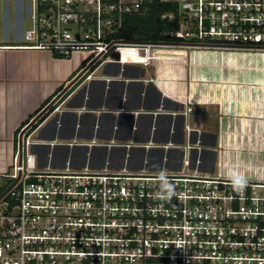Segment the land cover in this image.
<instances>
[{"label":"built area","instance_id":"1","mask_svg":"<svg viewBox=\"0 0 264 264\" xmlns=\"http://www.w3.org/2000/svg\"><path fill=\"white\" fill-rule=\"evenodd\" d=\"M30 2L23 46L56 58L83 55L80 78L128 47L149 58L264 52V0ZM153 5L168 7L160 19L177 22L169 35L178 44L115 38L126 15H146ZM30 123L12 139L10 163L0 172V264H264V181L247 180L238 190L226 176L199 173L40 170Z\"/></svg>","mask_w":264,"mask_h":264},{"label":"crops","instance_id":"2","mask_svg":"<svg viewBox=\"0 0 264 264\" xmlns=\"http://www.w3.org/2000/svg\"><path fill=\"white\" fill-rule=\"evenodd\" d=\"M31 12L30 0H0V172L10 163L16 133L34 123L49 100L58 101L56 108L29 131L30 153L40 170L230 172L239 138L252 125L249 117L233 119L225 109L230 118L225 123L218 118L221 132L212 131L211 121L225 108L218 101L224 85L197 72L211 69L224 50L186 52L181 60L150 61L147 52L144 61L110 59L80 78L83 55L56 58L23 46ZM226 58L214 68L216 79L226 78ZM103 65V74L96 75Z\"/></svg>","mask_w":264,"mask_h":264},{"label":"rangeland","instance_id":"3","mask_svg":"<svg viewBox=\"0 0 264 264\" xmlns=\"http://www.w3.org/2000/svg\"><path fill=\"white\" fill-rule=\"evenodd\" d=\"M159 53L168 55H154L149 58L150 61L157 56H166L163 58L176 60H181L182 58L180 57H184L182 56L184 52ZM223 56H227L222 62V66H224L222 67V75L226 78L216 79V72L218 71L214 70V68H218L220 65L219 59ZM216 57L217 61L210 64L211 69L203 71L197 69V72L200 71L206 73V76L210 78L213 77L210 82L218 80L221 86L224 85V92H222L223 97H218V101H222V105L225 108L222 113H220V117L216 116L214 120L211 121V129L212 131L221 132V126L219 129L218 124L219 119L223 120L225 123L226 119L233 117V115V119H236L235 115L249 117L248 124L252 125V129L250 127L247 129H251L252 132H247V134L245 132L239 138V148L241 149L236 151L239 156L237 155V160L234 164H230L231 166L229 168L231 171L233 167H236L244 175L246 180L253 182L264 181V52L228 49L217 53ZM111 59L144 61L146 59V51L139 48L120 49L111 56ZM104 67L105 65L100 67L96 75H102ZM171 68L179 69L175 66H171ZM57 104L54 107H56ZM225 109L227 114H232L229 115L230 117L226 114ZM229 126L231 129L229 133H235V122H233V125L230 123ZM251 133L254 135V139H251ZM37 135L38 134L31 137V140L37 139ZM232 139H235V136L232 137ZM241 141H243V143H241ZM229 144L231 145V143ZM243 148L246 149L244 150ZM214 175L222 177L228 176L224 169L220 170L219 168L215 170Z\"/></svg>","mask_w":264,"mask_h":264},{"label":"trees","instance_id":"4","mask_svg":"<svg viewBox=\"0 0 264 264\" xmlns=\"http://www.w3.org/2000/svg\"><path fill=\"white\" fill-rule=\"evenodd\" d=\"M167 10L168 7L165 5H153L146 15L129 13L124 17L122 27L118 34L115 35V38L127 44H178L177 42L179 41L169 35L170 32L177 28V22H168L160 19V14ZM205 43L212 47L224 46L215 40H207ZM58 93H60V91H58ZM51 102L52 101L49 100L34 114V116L38 114V117L34 123H32L30 130L35 128L53 109V107L50 106ZM46 105L50 107H47L46 112H41L39 116L41 109ZM27 123L28 122H26L25 125Z\"/></svg>","mask_w":264,"mask_h":264},{"label":"clouds","instance_id":"5","mask_svg":"<svg viewBox=\"0 0 264 264\" xmlns=\"http://www.w3.org/2000/svg\"><path fill=\"white\" fill-rule=\"evenodd\" d=\"M228 178L231 181L233 187L238 190H242L243 187L246 186V178L236 167H233V169L228 173ZM165 187H167V182H165Z\"/></svg>","mask_w":264,"mask_h":264},{"label":"flooded vegetation","instance_id":"6","mask_svg":"<svg viewBox=\"0 0 264 264\" xmlns=\"http://www.w3.org/2000/svg\"><path fill=\"white\" fill-rule=\"evenodd\" d=\"M57 102H58V101H56V102H52V103H51L50 106L53 107V109H52L50 112H52V111L56 108V107H54V106L57 104ZM50 106H49V107H50ZM49 107H48V108H49ZM46 110H47V109H46ZM45 112H46V111H45ZM45 112H44V113H45ZM50 112H49V113H50Z\"/></svg>","mask_w":264,"mask_h":264},{"label":"bare ground","instance_id":"7","mask_svg":"<svg viewBox=\"0 0 264 264\" xmlns=\"http://www.w3.org/2000/svg\"><path fill=\"white\" fill-rule=\"evenodd\" d=\"M128 48H131V47H128ZM147 55H148V54H147ZM148 56H149V55H148ZM110 59H111V57H110ZM110 59H109V61H112V60H110ZM147 59H148V58H147ZM146 62H147V61H146Z\"/></svg>","mask_w":264,"mask_h":264},{"label":"water","instance_id":"8","mask_svg":"<svg viewBox=\"0 0 264 264\" xmlns=\"http://www.w3.org/2000/svg\"><path fill=\"white\" fill-rule=\"evenodd\" d=\"M160 55H163V54H160ZM165 55H168V54H165Z\"/></svg>","mask_w":264,"mask_h":264}]
</instances>
